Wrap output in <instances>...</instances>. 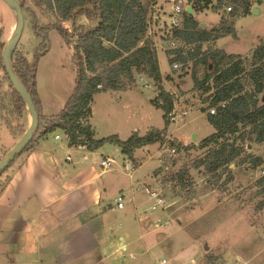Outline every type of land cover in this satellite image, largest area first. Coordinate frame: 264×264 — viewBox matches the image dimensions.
<instances>
[{"label": "rangeland", "instance_id": "1", "mask_svg": "<svg viewBox=\"0 0 264 264\" xmlns=\"http://www.w3.org/2000/svg\"><path fill=\"white\" fill-rule=\"evenodd\" d=\"M173 1L155 0L149 13L148 34L156 48L160 72L164 78L163 86L173 95L176 109H186L187 114L177 118L175 122H169L163 144L153 143L134 149V160L124 155L116 144L105 143L96 150L98 162L103 154L113 158L111 167L118 166L124 170V165L128 162H137L130 171V184L134 188H140L133 190V193L141 226L140 230L131 228L132 234L125 233L127 238L128 234L131 235L129 245L120 248L124 255L123 264H264V183L258 182L264 174V142H252L250 147L248 145L245 148V154L249 158L262 159L260 166L253 167L249 159L245 162L237 160L229 166L233 177L231 181L226 180V173H219L220 178H217L213 174H205L203 168L190 166L187 177L191 183L189 188H180L174 181L162 183L166 175L175 172L182 165H191L203 155L204 150L198 147V143L214 130L207 121V111H203L208 105V101H204L206 94L195 89L193 81V77L201 80L207 71L213 69V63L208 60L203 64L200 60L202 55L199 54L186 63L178 62V67L174 68L165 54L167 50L177 48L185 53H194V43L170 37L172 27L169 14ZM251 1L257 12L253 13L251 10L245 16L235 19V37L227 35L202 45V50L210 46L240 55L245 69L242 77L245 89L253 87L246 75L252 67V50L264 42V0ZM215 4L216 0H212L208 7L197 9L195 19L199 23L216 26L224 8L214 9ZM23 5L35 12L39 24L51 22L52 18L36 6L33 0H23ZM11 13L7 4L0 0V39L5 37L9 28ZM23 15L24 26L17 47L22 48L31 59L41 39L33 31L29 11H24ZM15 21L14 15V25ZM75 22L86 24L87 27L94 26L84 14L78 15ZM62 25L72 29L71 20L62 21ZM9 35L8 31L5 43ZM2 75L0 70V76ZM138 75L150 80L151 85L147 88L141 86ZM166 75L170 79H165ZM75 78L72 47L52 28L48 32L47 51L40 56L36 67V88L47 106L46 110L50 112L48 114L60 111L74 90ZM7 87V83H4L1 88L7 90ZM112 92L115 94L96 95L94 99L97 138L118 134L121 139H126L133 129L142 135L151 128L164 127L162 109L151 102L156 94L151 78L143 73L137 74L130 89ZM23 122L13 121V128L18 130ZM55 133L60 134V131ZM193 135L196 137L195 141L192 140ZM12 137L19 139V136L13 135L12 130L0 122V139L10 142ZM170 141L191 147L188 151L177 149L175 154L170 155ZM165 144L167 149L163 148ZM6 151L8 150L3 151L0 157ZM21 154L13 160V165ZM161 165L166 166L165 173L154 176V170ZM11 169L8 167L2 173L0 185ZM124 172L126 175L130 174L127 169ZM120 179L126 182L129 178L120 176ZM158 198L163 200V207L157 201ZM128 202L127 198L125 204ZM152 206L155 208L152 209ZM157 220L162 224L160 227L154 224ZM165 222L166 225H163ZM205 246L207 249H204Z\"/></svg>", "mask_w": 264, "mask_h": 264}, {"label": "trees", "instance_id": "2", "mask_svg": "<svg viewBox=\"0 0 264 264\" xmlns=\"http://www.w3.org/2000/svg\"><path fill=\"white\" fill-rule=\"evenodd\" d=\"M33 1L52 19L51 22L39 24L35 12L24 6L23 0L18 1L22 4L23 12L29 11L33 31L41 39L31 59L17 46L11 58L12 68L31 94L38 113V127L22 152L32 148L39 138L54 131H60L69 145H85L89 149H98L105 143L116 144L131 160H134V149L153 143L163 144L170 122L167 113L174 106V97L163 86L164 78L160 72L156 48L148 34L149 13L155 0ZM211 3L212 0H196L192 12H183L181 25L172 27L170 37L194 43V53H185L181 48L165 52L170 64L186 63L201 54L200 60L203 64L209 60L214 66L201 80L193 77L194 88L206 94L204 101H208V105L203 111H207V121L214 129L198 143V147L204 150L203 155L191 165H182L162 179V183L174 181L175 185L183 189L189 188L191 184L187 178L190 166L203 168L205 174H213L217 178H220L219 173H226V180L231 181L233 177L230 164L248 159L253 167L262 163L260 157L249 158L245 154V148L252 142H264V42L252 50V67L246 73L248 81L253 85L251 89H245L242 81L245 69L240 55L226 53L223 49L209 45L202 50V45L210 41L227 35L235 37V19L251 12L252 1L216 0L213 8H224L221 10V20L211 30L200 28L194 13ZM82 14L94 26L87 27L86 24L76 23L75 18ZM65 20L72 21L71 30L62 25ZM52 28L72 47L76 78L74 90L59 113L46 116L41 112L36 88V67L40 56L47 51L48 32ZM8 31L9 29L6 30L5 37L0 39V70L3 72L2 77L0 76V122L12 130L13 135L20 137L28 125L27 110L20 95L13 88L1 59V49L5 45ZM142 73L151 78L155 85L156 95L151 102L162 109L164 127L151 128L142 135L132 131L126 139H121L117 134L95 138V131L89 121L94 94L130 89L135 75ZM165 79H170V76L166 75ZM4 83L8 85L7 90L1 88ZM210 107L215 108L214 113L208 112ZM20 120L24 122L15 130L12 122ZM169 146H176L183 151H188L191 147L173 141L169 142ZM12 163L13 161L2 173ZM166 169V166L161 165L154 170L153 175L164 174ZM258 182L264 183V174Z\"/></svg>", "mask_w": 264, "mask_h": 264}, {"label": "crops", "instance_id": "3", "mask_svg": "<svg viewBox=\"0 0 264 264\" xmlns=\"http://www.w3.org/2000/svg\"><path fill=\"white\" fill-rule=\"evenodd\" d=\"M13 26L12 12L9 34ZM210 27L208 30L214 25ZM109 93L115 94L98 92L93 96L89 121L95 138L94 99ZM38 95L42 114L55 115L48 114ZM17 140L0 139V155ZM96 150L69 145L61 132L54 131L36 140L9 166L11 172L0 185V264L125 263L120 248L129 245L131 228L140 230L141 226L133 193L140 188L130 184L131 172L126 175L125 167L103 168ZM120 176L129 179L120 181ZM119 194L122 207L114 202ZM127 232L131 233L128 238Z\"/></svg>", "mask_w": 264, "mask_h": 264}, {"label": "water", "instance_id": "4", "mask_svg": "<svg viewBox=\"0 0 264 264\" xmlns=\"http://www.w3.org/2000/svg\"><path fill=\"white\" fill-rule=\"evenodd\" d=\"M2 1L7 4V6L11 9L13 14L16 16V23H15V27L13 26L12 31L4 47L2 48L1 59L13 88L20 95L22 101L26 106V110L29 116V122L23 134L19 137V139L15 142V144L0 157V174L15 159V157L24 150V148L31 141L34 131L38 127V113L33 103L31 94L26 90V88L23 86V84L16 76L12 68V62H11L12 54L20 40L24 26V15L22 10V4L19 3L17 0H2ZM186 10L192 12L191 7H187ZM252 12L253 13L257 12V9L253 8ZM198 25L200 28H207V29L211 28L210 26L202 22H200ZM209 68H211V65H209ZM192 140L193 141L196 140V137L194 135ZM248 147H250V145ZM204 249H207V246H205Z\"/></svg>", "mask_w": 264, "mask_h": 264}, {"label": "built area", "instance_id": "5", "mask_svg": "<svg viewBox=\"0 0 264 264\" xmlns=\"http://www.w3.org/2000/svg\"><path fill=\"white\" fill-rule=\"evenodd\" d=\"M196 0H174L171 6V11L169 14V19H170V26L171 27H179L182 23V19H183V12L186 10L187 7H191L195 4ZM230 8L228 7L227 10H229ZM172 46H174V43H172ZM174 68L178 67L177 63L173 64ZM138 82L141 86H143L144 88H147L151 85V81L148 80L147 78L143 77L142 75H138L137 76ZM186 109H181L178 111V109H176V105H175V101H174V106L173 108L167 113V117L169 119V121H176L177 118L184 116L187 114ZM209 113H214L215 112V108L214 107H210L208 109ZM59 135H56V138H58ZM166 141V139H165ZM164 141V142H165ZM163 147V146H162ZM163 148H168L167 144L164 145ZM177 151V147L176 146H171L168 150V154L173 155L175 154V152ZM114 163L113 158L111 157H102L99 161V164L105 168V169H110L111 165ZM137 162H128L127 164L124 165L125 169H127L129 172L132 171L134 169V167L136 166ZM159 202V204L163 207V200L161 198H158L157 200ZM114 202L116 203L117 207H122L123 206V196L121 194L117 195L114 199ZM155 206H152V209H154ZM155 226L156 227H160L162 224L159 221H155ZM166 225V222L163 224ZM162 262H164V260H162ZM236 264H248L247 262H243V263H236Z\"/></svg>", "mask_w": 264, "mask_h": 264}, {"label": "bare ground", "instance_id": "6", "mask_svg": "<svg viewBox=\"0 0 264 264\" xmlns=\"http://www.w3.org/2000/svg\"><path fill=\"white\" fill-rule=\"evenodd\" d=\"M15 18H16V16H15ZM15 23H16V21H15ZM14 27H15V25H14Z\"/></svg>", "mask_w": 264, "mask_h": 264}]
</instances>
